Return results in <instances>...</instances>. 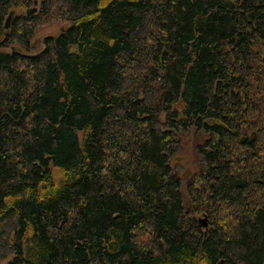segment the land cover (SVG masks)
Here are the masks:
<instances>
[{
	"label": "trees",
	"instance_id": "1",
	"mask_svg": "<svg viewBox=\"0 0 264 264\" xmlns=\"http://www.w3.org/2000/svg\"><path fill=\"white\" fill-rule=\"evenodd\" d=\"M30 2L0 0V262L264 264V0Z\"/></svg>",
	"mask_w": 264,
	"mask_h": 264
},
{
	"label": "rangeland",
	"instance_id": "2",
	"mask_svg": "<svg viewBox=\"0 0 264 264\" xmlns=\"http://www.w3.org/2000/svg\"><path fill=\"white\" fill-rule=\"evenodd\" d=\"M40 0H31V2L23 8L27 10V8L31 9V12L35 11L38 8ZM20 10V8H17ZM67 20H60L57 22H52L46 25L39 27L35 33L33 34L30 42V48L33 51L40 50L44 43L43 38L46 34H53L57 32V28L62 27V25H67ZM176 149L175 152L170 156V163L172 169L176 175H183L186 176L189 174L193 169L197 168L199 164L198 154L196 151V145L193 146L191 142V137H178V142L175 145ZM198 216H203L202 214H198ZM5 260H2L0 263L4 264Z\"/></svg>",
	"mask_w": 264,
	"mask_h": 264
},
{
	"label": "water",
	"instance_id": "3",
	"mask_svg": "<svg viewBox=\"0 0 264 264\" xmlns=\"http://www.w3.org/2000/svg\"><path fill=\"white\" fill-rule=\"evenodd\" d=\"M31 9H33V8H31ZM31 9L30 8H27L26 12L29 13L31 11ZM12 11H13V9H10L8 11L7 15L5 16L4 23H3L4 26H7L8 25L10 16L12 14ZM198 222L200 224H205L206 223V215L198 216Z\"/></svg>",
	"mask_w": 264,
	"mask_h": 264
}]
</instances>
